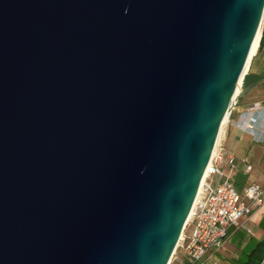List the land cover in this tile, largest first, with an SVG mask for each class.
<instances>
[{"label": "water", "instance_id": "1", "mask_svg": "<svg viewBox=\"0 0 264 264\" xmlns=\"http://www.w3.org/2000/svg\"><path fill=\"white\" fill-rule=\"evenodd\" d=\"M263 27L264 0H0V264H169Z\"/></svg>", "mask_w": 264, "mask_h": 264}, {"label": "built area", "instance_id": "2", "mask_svg": "<svg viewBox=\"0 0 264 264\" xmlns=\"http://www.w3.org/2000/svg\"><path fill=\"white\" fill-rule=\"evenodd\" d=\"M210 162L170 264H219L217 252L223 248L228 228L241 226L256 206L264 204V186L260 183L250 182L243 191L236 186L234 154L218 144ZM247 231L251 232L250 228Z\"/></svg>", "mask_w": 264, "mask_h": 264}, {"label": "crops", "instance_id": "3", "mask_svg": "<svg viewBox=\"0 0 264 264\" xmlns=\"http://www.w3.org/2000/svg\"><path fill=\"white\" fill-rule=\"evenodd\" d=\"M248 68V82L264 76V41L261 47L259 43ZM219 144L235 155L237 170L233 178L239 190L243 191L253 181L264 186V83L235 101ZM263 216L264 204L256 206L241 226L228 228L223 248L217 252L219 264H228V259L238 257L251 241L264 238ZM226 249H233V252L227 255Z\"/></svg>", "mask_w": 264, "mask_h": 264}, {"label": "trees", "instance_id": "4", "mask_svg": "<svg viewBox=\"0 0 264 264\" xmlns=\"http://www.w3.org/2000/svg\"><path fill=\"white\" fill-rule=\"evenodd\" d=\"M263 41L264 27L260 40V47L262 46ZM244 83H247V76H245ZM262 221L264 222V216ZM228 264H264V238L261 240L251 241L249 247L243 249L238 257L229 258Z\"/></svg>", "mask_w": 264, "mask_h": 264}, {"label": "bare ground", "instance_id": "5", "mask_svg": "<svg viewBox=\"0 0 264 264\" xmlns=\"http://www.w3.org/2000/svg\"><path fill=\"white\" fill-rule=\"evenodd\" d=\"M260 38H261V29H259V31H258V33H257V35H256V37H255V39H254V42H253L252 47H251V49H250V53H249V56H248V59H247V62H246V65H245L244 71H243V73H242V76H243L244 73L248 70V66H249V63H250L251 57H252V55L254 54V52L256 51V49H257V47H258V45H259ZM242 76H241V78H240L239 85H238V87H237V92H239V90H240V83L242 84ZM229 114H230V111L227 112V114L225 115L224 120H223V122H222V125H221V128H220V131H219V134H218V137H217V141H216L215 147H214V149H213V153H212L213 155L215 154V152H216V150H217V145L219 144L220 137H221V133H222L223 127H224V125H225L227 119L229 118ZM210 163H211V162H210ZM206 176H207V169L205 170V173H204V175H203V178H202V181H201V185H200V187H199V191H198V194H197L196 199H195V202H194V206H195V203H196L197 199H198L199 196H200L201 189H202V184H203V182H204ZM194 206H193V207H194ZM192 211H193V210H192ZM192 211H191L190 214H189V217H188V219H187V222H188V220L190 219V217H191V215H192ZM187 222H186V223H187ZM170 263H171V260H170ZM170 263H169V264H170Z\"/></svg>", "mask_w": 264, "mask_h": 264}, {"label": "rangeland", "instance_id": "6", "mask_svg": "<svg viewBox=\"0 0 264 264\" xmlns=\"http://www.w3.org/2000/svg\"><path fill=\"white\" fill-rule=\"evenodd\" d=\"M247 76V83H248V74H246ZM233 252V249H226V254H231Z\"/></svg>", "mask_w": 264, "mask_h": 264}]
</instances>
